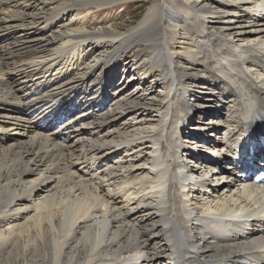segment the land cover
Segmentation results:
<instances>
[{
	"label": "bare ground",
	"instance_id": "obj_1",
	"mask_svg": "<svg viewBox=\"0 0 264 264\" xmlns=\"http://www.w3.org/2000/svg\"><path fill=\"white\" fill-rule=\"evenodd\" d=\"M139 1L138 21L111 22ZM252 4L0 0V264H264V187L206 155L198 186L176 173L207 144L231 164L233 146L264 154Z\"/></svg>",
	"mask_w": 264,
	"mask_h": 264
},
{
	"label": "rangeland",
	"instance_id": "obj_2",
	"mask_svg": "<svg viewBox=\"0 0 264 264\" xmlns=\"http://www.w3.org/2000/svg\"><path fill=\"white\" fill-rule=\"evenodd\" d=\"M180 2H190L192 0H178ZM229 1H235V2H239V3H243L244 0H229ZM253 4L252 6H255L254 4L258 3V2H261L262 3L264 2V0H250ZM147 2L145 1H139L137 3H131L128 5V7H126L123 11H120L119 9H114L112 11V13H110L111 17H112V23L117 26V27H122V28H125V26H128L129 22L131 24L132 23H135L136 21L139 20V18L141 17V15L145 12L146 10V7H147ZM253 8V7H252ZM251 11V10H250ZM252 12V11H251ZM243 17L245 15V19L244 20H248L246 19L249 18L251 20H254V15H256V13H253L251 15H249L250 13L247 12V11H244L243 13H240ZM231 16V15H229ZM250 16V17H248ZM100 18L101 15H98L97 18ZM114 17V18H113ZM98 18V19H99ZM241 18V19H240ZM236 19H240L242 20V17H237ZM243 20V21H244ZM110 24L111 23H107L105 26L106 27H110ZM258 40L257 39H254L253 37H247V36H244V38H235L233 39V44L239 46V47H254L255 45H258ZM183 46V45H182ZM253 66H250L248 69L249 71L251 72V74L249 73V71L247 70V68L245 66H242L243 70L246 71L247 73H249L250 77L254 80V81H260L261 78L264 77V74L261 72V70L259 68L256 67V65L252 64ZM253 73V74H252ZM115 81V85L116 86H119V84L121 85L123 82H125V84L128 82V81H131V79H128L126 78L125 80L123 78L119 79L118 77L114 80ZM115 95H113L114 97ZM202 103L200 104H197V108H200L201 106L205 105L203 103V101H201ZM200 106V107H199ZM212 108L214 109V106H212ZM213 111V110H211ZM210 132H207L206 134H208ZM222 135V133L220 134ZM218 185H221V182L218 183ZM216 185V187L218 186Z\"/></svg>",
	"mask_w": 264,
	"mask_h": 264
}]
</instances>
